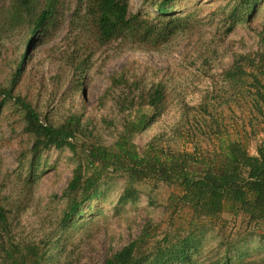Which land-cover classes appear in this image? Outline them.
<instances>
[{"label":"trees","instance_id":"obj_1","mask_svg":"<svg viewBox=\"0 0 264 264\" xmlns=\"http://www.w3.org/2000/svg\"><path fill=\"white\" fill-rule=\"evenodd\" d=\"M226 1L220 15L224 33L228 35L237 25L250 21L263 0ZM128 2L0 0V37L21 29L27 36L25 49L8 85L0 87V95L21 112L23 132L30 137L32 159L49 149L67 148L77 156L71 179L62 193L66 205L57 223L60 232H49L37 242L22 239L15 231L19 209L0 203V264H49L57 254L62 264H71L73 253L68 248L65 231L78 219L82 207L98 196L102 179L114 174L124 176L131 184L149 180L171 186L165 212L174 216L186 211L189 229L177 226L175 237L167 234L153 243L151 227L147 224L127 245L110 252L103 264H196L193 256L200 254L206 235L224 220V215L240 217L248 227L264 228V142L250 154L238 133L231 132L234 129L224 122L223 112L214 110L213 101L212 105L203 103L185 113L187 118L191 114L195 120L194 128L185 131L191 138L190 151L153 145L139 151L133 137L145 131L166 108L167 87L162 78L136 75L126 67L110 77L101 99L116 95L119 112L137 109L123 119L121 131L110 145L90 141L78 145L76 138L88 132L80 115L69 114L61 122L52 123L42 117L30 100L13 93L29 50L52 39L68 10L71 13L63 59L70 69L72 83L80 91L91 60L101 47L116 45L120 50L162 54L179 38L193 35L201 22L194 15H172L170 10L175 0H153L150 6L157 12L155 16L131 13ZM204 56L206 62L210 56ZM220 78L227 87L223 104H228V99L235 104L243 100L251 118L248 127L254 134L252 118L264 122V51L233 53ZM143 108L147 109L145 113ZM33 165L30 161L29 174L34 170ZM126 200V195L120 199ZM244 241L242 238L228 243L223 256L216 255L209 264H239L232 262L235 259L232 253L246 244Z\"/></svg>","mask_w":264,"mask_h":264},{"label":"rangeland","instance_id":"obj_2","mask_svg":"<svg viewBox=\"0 0 264 264\" xmlns=\"http://www.w3.org/2000/svg\"><path fill=\"white\" fill-rule=\"evenodd\" d=\"M128 1L131 13L157 15L150 6L153 0ZM226 2L175 0V6L170 10L172 15H194L201 21L193 35L179 38L170 50L162 54L138 49L120 50L116 45L101 47L91 60L81 91L72 83L70 69L63 59L71 13L68 10L61 17L52 39L33 45L34 48L29 50L20 82L13 93L30 100L42 117H47L52 123L61 122L69 114L80 115L88 132L84 137L76 138L78 145L83 141L110 145L117 139L123 119L137 109L119 112L116 95L101 97L109 86L110 77L123 67L130 68L136 75L162 78L167 87L165 110L145 131L132 139L139 151L149 145L190 151L191 138L185 131L194 128L195 120L191 114L187 118L185 113L203 103L212 105L213 101L214 110L223 112L224 122L229 129H234L230 131L237 132L249 153L254 154L256 146L264 142V122L259 123L262 121L260 118H252L253 134L248 127L251 118L245 111L244 101L239 99L235 104L228 99V104H223L227 99V87L220 73L233 53L264 51V0L250 21L237 25L228 35L224 33L220 15ZM26 38L24 29L0 37L1 88L8 85L25 49ZM204 55L210 56L206 62ZM217 99L221 104H217ZM146 111L143 108V112ZM21 117L13 102L0 95V203L19 209L15 220L18 237L37 242L49 232H60L57 223L66 205L62 193L71 179L77 156L64 148L42 151L32 159L30 137L23 132ZM201 145L205 148L204 143ZM77 153L79 157V151ZM30 161L34 163V170L29 174ZM172 190L169 185L149 180L131 184L124 176L104 177L98 196L82 207L78 219L65 231L68 248L73 253L71 264H103L110 252L127 245L147 224L151 227L153 243L167 234L175 237L177 226L188 230L186 211L174 216L165 212ZM124 195L127 200L122 202L120 199ZM223 219L206 235L200 254L193 256L196 264L213 263L216 255L218 258L223 256L228 243L242 238L246 239V244L232 253L235 257L232 262L264 264V228L248 227L240 217L224 215ZM62 263L57 254L49 264Z\"/></svg>","mask_w":264,"mask_h":264}]
</instances>
